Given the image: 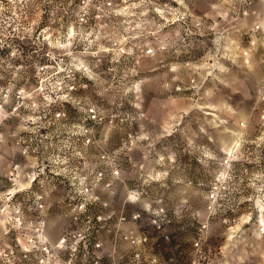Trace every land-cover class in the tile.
Masks as SVG:
<instances>
[{
    "label": "rangeland",
    "instance_id": "rangeland-1",
    "mask_svg": "<svg viewBox=\"0 0 264 264\" xmlns=\"http://www.w3.org/2000/svg\"><path fill=\"white\" fill-rule=\"evenodd\" d=\"M264 0H0V264H264Z\"/></svg>",
    "mask_w": 264,
    "mask_h": 264
},
{
    "label": "crops",
    "instance_id": "crops-1",
    "mask_svg": "<svg viewBox=\"0 0 264 264\" xmlns=\"http://www.w3.org/2000/svg\"><path fill=\"white\" fill-rule=\"evenodd\" d=\"M263 25H264V23H263Z\"/></svg>",
    "mask_w": 264,
    "mask_h": 264
}]
</instances>
